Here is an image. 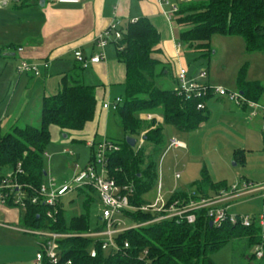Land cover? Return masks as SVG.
<instances>
[{
	"label": "trees",
	"instance_id": "obj_1",
	"mask_svg": "<svg viewBox=\"0 0 264 264\" xmlns=\"http://www.w3.org/2000/svg\"><path fill=\"white\" fill-rule=\"evenodd\" d=\"M174 16L181 27V44L203 55L211 51L210 39L214 34L239 35L244 39L248 52H264V0H191L180 2ZM123 28V38L118 42L122 49H118V57L125 66V81L122 102L115 112L126 136H142L143 140L138 148L131 147L126 138L117 140L120 150L110 154L108 169L110 176L120 185L132 186L131 204L141 206L147 202L143 196L156 184V158L166 142L164 128L157 120L156 113L165 124L191 132L209 119L207 101L213 94L188 99L178 94L176 89L158 87L155 78L165 74L166 70L159 54L160 32L146 17L129 22ZM77 62L72 71L63 77L61 90L43 98L39 125L16 124L12 132H0V167H16L21 162L24 174L19 176V181L29 195L37 193L46 175L44 159L47 147L52 142V128H59L62 135L73 136V140L86 142L87 138L79 133L100 117L104 110L103 103H99L96 86L83 82L84 67ZM247 66L248 63H245L239 70L238 92L245 100L264 106L260 102L264 85L259 80L246 79ZM200 103L205 104L204 108H198ZM145 114H152L153 117L147 119L142 116ZM97 136L98 133H95ZM91 154L93 158V148ZM194 186L192 190L176 189L170 201L178 197L187 198L191 191L208 196L210 192L229 189L225 182H214L205 168ZM75 191L85 195L88 209L94 200L92 194L97 193L96 189L84 186ZM58 209L57 221L54 222L46 218L45 204L29 203L26 209L21 210L22 221L33 229L49 228L61 233L90 231L87 213L76 215L67 223L61 202ZM127 215L137 222H145L153 217L152 213L140 211L127 212ZM210 221L207 213L200 211L193 223L173 219L130 229L118 237L120 244L124 240L129 242L126 254L108 255L102 250L100 242L93 238L65 237L58 239L61 248L58 264H216L212 253L231 241L243 243V248L237 254L251 262L257 258L256 247H264V229L256 218H253L250 226L229 221L210 226ZM100 228L101 225H98L95 229ZM94 246L98 253L92 257L90 250ZM249 248L253 249L251 253H247ZM45 264L49 263L45 261Z\"/></svg>",
	"mask_w": 264,
	"mask_h": 264
},
{
	"label": "rangeland",
	"instance_id": "obj_2",
	"mask_svg": "<svg viewBox=\"0 0 264 264\" xmlns=\"http://www.w3.org/2000/svg\"><path fill=\"white\" fill-rule=\"evenodd\" d=\"M12 4H14L13 1L10 2V5ZM8 10L6 12L0 10V19L11 16L15 18L14 21H17V18L23 13L13 7ZM156 28L162 37L164 48L162 57L166 67L165 74L155 78V84L158 87L176 88V72L179 66L177 56H179L181 64L193 76H198L202 70L208 71V77L200 79V81L208 82L210 80L209 83L213 86H222L229 91H238V73L245 63H248L246 79L259 80L264 85V52H248L241 36L214 34L210 39L211 51L203 55L199 51L181 44V29L177 24L176 16H173L172 28L163 19ZM173 38L177 43H180L178 54ZM17 59L18 57H4L0 60L1 134L12 132L14 125L18 124L16 118H22L21 122H26L24 121L25 115L36 102L34 94L37 85H33L27 79L18 81L19 76L16 70L20 62L17 64ZM5 64L7 66H4ZM41 80L42 75L36 78L38 83ZM91 80H95V78L93 77ZM91 80L89 79V81ZM89 81H86V84H90ZM123 91V85L114 86V95ZM260 102L264 104V93ZM207 108L210 112L209 119L191 132L180 131L165 124L162 117L156 113L157 119L160 117V123L164 128L166 142L156 158L158 163L156 184L143 196V199L147 202L155 200L159 181L162 182L163 192L166 194L171 193L178 186L186 187L189 190L195 189V181L200 178L201 171L205 168L214 182H225L230 191L234 185H237L238 190L232 191L234 196L226 201L231 214H248L252 218L259 219L264 215V196L260 191L244 192L243 188L246 183L255 186L264 184V145L261 122L258 118H248L246 112L238 107L228 95L212 96L207 101ZM32 112H34L31 115L33 119L28 122L37 126L40 122L39 109H37V113L36 110ZM108 117V136L114 140L122 141L126 135L120 125L117 113L110 109ZM18 125L25 124L19 123ZM171 137L184 141L185 147H169ZM66 138H62L65 141L53 139L47 147L49 156L45 154L44 159L46 175H44L43 183L45 184H49L51 178L55 179L57 186L70 182L74 175L91 159L92 150L84 141L73 140L71 136ZM136 139L135 148H138L143 137L138 136ZM66 148L72 154L65 152ZM0 168L2 171L12 167ZM176 174L179 177H176ZM229 190L227 189V192ZM219 192H210L208 196L216 197ZM92 196L94 200L90 202L88 209L85 206L87 198L84 194L73 191L63 197L61 203L67 223L74 216L87 213L90 219V230L101 225L98 220L101 203L97 193ZM21 210L19 207L11 205L0 207V264H33L32 261L35 260V255L40 250V238L21 230L29 228L22 221L23 212ZM15 212V217L11 219L10 216L12 217ZM242 248V242H227L212 253V258L216 264H264V257L263 259L254 258L251 262L239 257L241 255L237 252H240ZM252 251L253 249L249 248L247 253Z\"/></svg>",
	"mask_w": 264,
	"mask_h": 264
},
{
	"label": "built area",
	"instance_id": "obj_3",
	"mask_svg": "<svg viewBox=\"0 0 264 264\" xmlns=\"http://www.w3.org/2000/svg\"><path fill=\"white\" fill-rule=\"evenodd\" d=\"M4 1V0H2ZM61 4H78L81 0H52ZM159 4L166 16L171 21L174 14L179 9L180 2L190 0H158ZM124 26L116 19L112 20L109 26L96 37V45L100 51L91 57H86L81 51L75 52L76 59L81 62L84 68H87L91 63H97L105 59V48L110 43L116 44L117 49H122L118 42L123 38ZM179 47V45H178ZM23 50V48H19ZM40 65L38 63H29L22 60L17 66V72L20 74L31 73L34 75L40 74ZM45 67L48 63H43ZM208 77V71L202 70L198 76H193L189 73L186 67L179 64L176 74L178 94L185 98L203 97L212 93L218 96L228 95L237 105L246 104L250 109V118L261 117V129L264 132V106L254 102L247 101L238 91H229L222 86H213L208 82L200 81ZM122 98L116 97L112 101L103 103V108L108 110H117ZM205 104L200 103L198 108H204ZM152 114H146L145 118L151 119ZM1 129V121H0ZM88 146L94 149L93 158L83 168H81L68 183L58 185L55 179L51 178L49 184L42 183L34 195H29L19 181V176L24 174L21 162L16 167L7 170H0V205H13L20 209H26L29 203H43L47 206L46 218L54 222L57 221L56 214L58 213V205L64 196L75 191L79 187L93 186L99 196L101 203V213L99 220L101 222L100 229L90 230L85 233H61L52 231L49 228L21 229L24 232L37 235L40 238V250L35 255L33 264H58L61 259V248L58 239L70 236H83L93 238L100 242V246L108 255L117 253H127L129 242L124 240L122 244L118 242V237L125 231L137 229L148 224L161 222L163 220H182L185 219L189 223L196 220L197 212L205 211L207 216L213 222L214 226L221 225L224 221H229L234 224H242L250 226L253 223V218L248 214H231L226 201L229 200L230 194L238 190L237 185L232 187V191L223 189L215 196H203L198 192L191 191L187 198H176L170 201V196L167 197L163 192L162 182H158L157 196L154 201L146 202L141 206L131 204V196L133 194L132 186L129 184L120 185L116 179L110 176L108 169L109 156L113 152L120 150V145L107 137H103L100 141H89ZM185 147V144L175 137L169 140V147ZM72 153V152H70ZM7 167V166H3ZM1 169V168H0ZM176 177H179L176 174ZM243 191H260L264 196V184L255 186L251 183L244 185ZM229 194V196H228ZM152 213V219L145 222L133 221L127 212ZM260 226L264 229V215L258 219ZM4 226V225H2ZM98 251L94 246L90 250V255L95 257ZM264 256L263 245L256 247V257ZM67 264H70L68 262Z\"/></svg>",
	"mask_w": 264,
	"mask_h": 264
},
{
	"label": "crops",
	"instance_id": "obj_4",
	"mask_svg": "<svg viewBox=\"0 0 264 264\" xmlns=\"http://www.w3.org/2000/svg\"><path fill=\"white\" fill-rule=\"evenodd\" d=\"M12 1L14 4L10 5ZM10 7L21 10L23 13L17 18V21H14L15 18L11 16H4L5 19H0V60L4 57H18L17 64L22 60L41 64L39 75L20 74L16 70L19 82L27 79L33 85H37L34 94L36 102L25 115L24 121L26 122H21L22 118H16L18 124H30L28 121L33 119L31 116L34 113L33 110H36L37 113V109H39L40 117L43 98L61 90L63 77L78 64L75 57L76 51H81L86 57H91L100 51L96 45V37L109 26L112 20H118L122 26L142 17L150 19L156 27L160 24L161 19L165 20L171 28L173 23V19L169 21L166 18L158 0H81L78 4H61L52 0H0L2 12L9 11ZM173 43L178 54L180 43H177L175 38H173ZM160 47L159 54L162 57L164 53L162 37ZM19 48H23V50H19ZM105 55V59L91 63L82 71V80L85 84L89 79L95 78V80L89 81L90 84L88 85L96 86L97 97L101 104L112 101L118 96L121 97L123 92L114 95L113 89L118 84L123 85L125 81V66L118 57V49L115 43L110 42L106 46ZM176 58L181 64L179 56ZM45 62L48 63L47 67L43 65ZM41 75L42 80L38 83L36 78ZM209 82L210 80H208ZM113 96L115 97L113 98ZM237 106L246 112L250 118L248 107ZM109 110L102 109L100 117L90 122L85 130L79 133L83 138H87L84 142L87 146L89 141L98 142L103 137L117 141L108 136ZM145 115L142 116L145 117ZM253 118H258L261 122V117L255 116L250 119ZM157 120L160 122V117ZM52 133L55 135V137L52 136V141L53 139L65 141L63 140L65 137L59 128L53 127ZM95 133L99 135L97 138ZM71 138L74 137L71 136ZM182 142L185 144L184 141ZM88 147L92 150L90 146ZM64 151L71 152L67 148ZM47 155L49 156V153ZM176 189L187 190L188 188L178 186ZM174 191L165 194L169 197ZM233 196L234 194H230L229 200ZM10 211L13 210L10 209ZM16 212L13 213L12 217L10 216L11 219L15 217Z\"/></svg>",
	"mask_w": 264,
	"mask_h": 264
},
{
	"label": "water",
	"instance_id": "obj_5",
	"mask_svg": "<svg viewBox=\"0 0 264 264\" xmlns=\"http://www.w3.org/2000/svg\"><path fill=\"white\" fill-rule=\"evenodd\" d=\"M63 136L66 138L68 135L66 133L63 134ZM126 141L131 147H135L137 144V139L134 136H126ZM210 226H213V222L210 221Z\"/></svg>",
	"mask_w": 264,
	"mask_h": 264
}]
</instances>
